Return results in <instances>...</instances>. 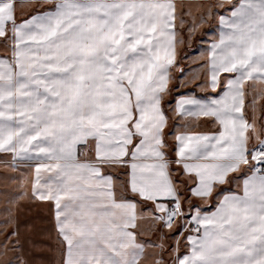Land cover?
<instances>
[{"label": "snow or ice", "instance_id": "snow-or-ice-1", "mask_svg": "<svg viewBox=\"0 0 264 264\" xmlns=\"http://www.w3.org/2000/svg\"><path fill=\"white\" fill-rule=\"evenodd\" d=\"M0 153V264H264V0H0Z\"/></svg>", "mask_w": 264, "mask_h": 264}, {"label": "crops", "instance_id": "crops-1", "mask_svg": "<svg viewBox=\"0 0 264 264\" xmlns=\"http://www.w3.org/2000/svg\"><path fill=\"white\" fill-rule=\"evenodd\" d=\"M179 3V0H177ZM186 63V61H185ZM4 154L0 153V159H3ZM2 169H0V194L4 191V180L2 175ZM29 169L26 167H21L19 170L20 174H28ZM18 177H13V179H17ZM7 205L4 202L3 196L0 195V220L4 218V210ZM15 215L19 217L22 221H27V223L32 224L35 226L36 229V236L35 238L38 240L46 239L47 233L51 230V217L49 215L48 209L43 207L42 203L36 202L33 204L31 210H23L17 209ZM23 227V226H22Z\"/></svg>", "mask_w": 264, "mask_h": 264}, {"label": "rangeland", "instance_id": "rangeland-1", "mask_svg": "<svg viewBox=\"0 0 264 264\" xmlns=\"http://www.w3.org/2000/svg\"><path fill=\"white\" fill-rule=\"evenodd\" d=\"M18 2H19V0H18ZM197 35H199V34H197ZM185 51H187L189 54H195L196 52L199 51V49L190 48L188 45L185 44V45L180 46L178 55H180V56L184 55ZM181 63H185V61L182 60Z\"/></svg>", "mask_w": 264, "mask_h": 264}]
</instances>
